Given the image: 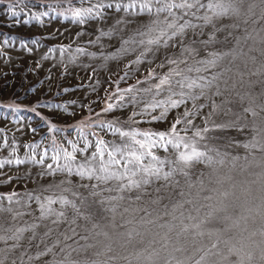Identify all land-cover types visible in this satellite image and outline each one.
<instances>
[{"label":"rangeland","instance_id":"obj_1","mask_svg":"<svg viewBox=\"0 0 264 264\" xmlns=\"http://www.w3.org/2000/svg\"><path fill=\"white\" fill-rule=\"evenodd\" d=\"M126 2L0 0V162H3V167H0V195L5 197L0 204L24 213L22 219H9L5 227L12 224L22 227L35 221L39 211L34 197L44 187L65 179L66 174L59 171L55 176L48 175L50 170L46 165L52 163L55 168L56 162L52 157L56 153L60 155L59 162L64 163V150L73 151L68 141L78 148L88 147L85 137L93 144L98 137L109 143L122 144L119 134L101 128V123H113L124 131H167L174 123V118L179 117L184 110V106L170 109L166 119H150L151 116L159 115L162 109L153 110L147 105L167 100L168 93L165 91L155 95V89L152 92L144 89L153 88L168 69L157 67L162 59L160 54L155 58L149 54L141 58V63H136L141 48L123 43L132 35L135 27L125 23L132 18L129 13L115 9L117 3L123 5ZM109 4L113 7L109 8ZM77 12L81 15L76 16ZM222 46L217 45L218 48ZM124 48L130 50L124 52ZM132 48L136 50L132 51ZM153 70L155 78L150 75ZM245 79L258 80L264 77L246 76ZM130 88L132 92L127 91ZM237 90L244 93L249 89L237 85ZM252 90L258 92L260 85L256 84ZM216 100L219 102L220 98ZM109 103L114 107L105 112ZM246 106V100L243 104L229 105L230 112L227 109L215 112L208 117V124L204 122L205 117L212 109L205 107L199 116L191 117L194 127L177 126L181 135L192 138L190 143L199 141L194 136L197 129H210L199 147L208 152L212 163L200 162L189 170L195 187L187 198L194 203H186L176 211V219L170 215L158 221L156 227L148 225L147 229H151V232L146 231L144 226L136 225L143 236L136 237L125 252L132 264H163V258L168 256L172 244L178 239L189 249L183 254L174 253L181 259L191 255L193 248L203 247L217 253L209 254L206 264H227L224 256L233 261L239 259L228 252L230 247L235 246L242 248L244 253L253 251L255 260L252 264H261L260 242L264 240V236L260 235L264 227V165L261 164V157L264 153L243 147L255 135L253 117L245 114L246 119H241L233 115ZM187 107L191 108V102ZM133 112L137 115L133 116ZM212 122L227 125L236 123L238 126L214 128ZM52 124L60 130L51 131ZM185 127L189 129L186 133L183 131ZM128 142L131 143L130 140ZM94 150L89 148L87 153H76L77 161L74 164L84 163L85 157ZM181 150L171 147L167 152L155 149L162 158L170 159H175L174 154ZM244 156H248L247 161L243 159ZM235 157L241 159L235 160ZM41 159L43 164L35 162ZM20 160L24 163H17ZM176 178L183 184V177L178 175ZM68 179L74 184L88 183L75 176ZM201 180L202 185L199 183ZM105 187H100L102 196L116 195L103 191ZM80 191L88 194L85 189ZM13 192L20 194V204H8L6 198ZM29 193L33 196L32 200L28 198ZM98 207L94 206V210ZM11 215L8 212L0 213L4 217ZM189 216L195 219H189ZM159 224L174 226L170 233L173 241L167 251H161V255L156 256L152 254L149 242L154 233L168 231L167 227L160 228ZM195 224H199L200 228L192 227ZM183 226H188L189 230L177 238L176 231ZM197 232H203L204 235H197ZM214 243L217 244L216 248H212ZM4 247L0 243V249ZM153 247L161 250L159 243ZM35 251L34 248L29 249V254L34 255ZM5 255L8 257L5 264H11L16 254L0 253V258ZM199 255L197 253L195 258L198 259ZM44 259L50 260L51 256ZM31 264H40V261L33 260ZM120 264L127 262L121 261Z\"/></svg>","mask_w":264,"mask_h":264},{"label":"snow or ice","instance_id":"obj_2","mask_svg":"<svg viewBox=\"0 0 264 264\" xmlns=\"http://www.w3.org/2000/svg\"><path fill=\"white\" fill-rule=\"evenodd\" d=\"M115 9L132 17L125 23L135 27L123 43L141 48L135 62L141 63V58L149 54L154 58L160 54L162 59L157 67L168 69L153 88L144 89L146 92L155 89V95L168 93L167 100L147 105L153 110L162 109L159 115L150 119L164 120L170 109L184 106V110L174 118L167 131H124L113 123H101V128L118 133L122 144L109 143L102 137H98L93 144L85 137L88 147L78 148L68 141L73 151L64 150V163L59 162L60 155L56 153L52 157L56 162L55 168L52 163L46 165L50 170L48 175L55 176L59 171L66 174L65 179L44 187L34 197L39 211L35 221L22 227L15 224L5 227L9 219H22L24 213L0 204V213H12L11 217L0 216V243L5 245L0 253H15L11 264H31L33 260L40 261V264H120L121 261L132 264L125 252L136 237L143 236L136 225L144 226L146 231L151 232L147 229L148 225L156 227L158 221L170 215L176 219V211L186 203H194L187 198L195 187L189 170L200 162L212 163L208 152L199 147L210 129H197L194 136L199 141L190 143L192 138L181 135L177 126L194 127L191 117L199 116L205 107L212 109L205 117L204 122L208 124V117L215 112L225 109L230 112L229 105L243 104L246 100L247 106L241 112L233 113L241 119H246L245 114L253 117L255 135L243 147L264 153V79H245L246 76L264 77V0H127L123 5L117 3ZM75 15L80 16L81 13ZM217 45L223 46L218 48ZM129 50L123 49L124 52ZM150 75L155 78V70ZM256 84L260 85L258 92L252 90ZM237 85L247 86L249 90L241 93ZM127 91L132 92L133 89ZM189 102L191 108L187 107ZM113 107L109 103L104 111H111ZM212 125L214 128L238 126L236 123L215 122ZM59 130L55 124L51 125V131ZM188 130V127L183 128L185 133ZM170 147L183 150L174 154L175 159L162 158L155 151L159 148L167 152ZM89 148L95 150L85 157V162L74 164L76 153H87ZM44 155L47 156V152ZM243 159L247 161L248 156ZM35 162L44 163L42 159ZM261 164L264 165V156L261 157ZM166 166H169L168 170H165ZM0 167H3V162H0ZM178 175L183 177V184L176 178ZM72 176L88 183L74 184L68 179ZM199 183L202 185L203 180ZM101 185L106 186L103 191L116 195L102 196ZM80 189L87 190L88 194ZM19 195L15 192L8 195V204H20ZM27 195L29 200L33 199L30 193ZM4 199L0 195V201ZM56 205L59 207H54ZM96 205L99 207L94 210ZM28 214L31 215V212ZM188 218L195 219L192 216ZM158 226L167 227L168 231L154 233L149 242L152 254L156 256L168 250L173 241L170 233L174 230V226ZM192 227L199 229L200 225ZM121 228L124 230L120 231ZM188 230V226H183L176 231V237H182ZM197 235L204 233L197 232ZM260 235L264 236V227ZM157 243L160 244L159 251L153 247ZM216 247L217 244H212V248ZM32 248L36 250L34 255L29 254ZM188 251L185 243L178 239L172 244L168 256L163 258V264H206L209 254L217 255L203 247L193 248L192 254L183 259L174 255ZM228 252L239 259L233 261L224 256L227 264H246V261L252 264L255 260L253 251L244 253L242 248L233 246ZM197 253H200L198 259L195 258ZM49 256L50 260L44 259ZM7 258V255L0 258V264H5ZM259 260L264 264V240L260 242Z\"/></svg>","mask_w":264,"mask_h":264}]
</instances>
